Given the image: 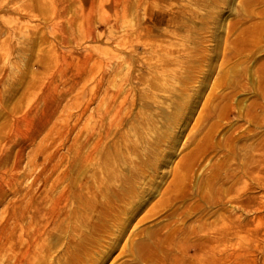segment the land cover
<instances>
[{
  "label": "bare ground",
  "instance_id": "6f19581e",
  "mask_svg": "<svg viewBox=\"0 0 264 264\" xmlns=\"http://www.w3.org/2000/svg\"><path fill=\"white\" fill-rule=\"evenodd\" d=\"M48 1L54 41L76 44L71 26L78 20L85 37L93 38L86 0ZM209 1L194 3L203 8ZM234 1L224 0L226 8ZM87 2L105 13V0ZM157 2L111 0V17L101 20L121 21L114 51L59 48V74L70 65L76 69L71 86L59 89L58 79L50 78L29 92L37 105L19 119L29 127L14 152L17 167L39 157L51 167L57 150L48 152L46 142H53L56 130L67 152L50 175L23 188L17 184L29 170L9 178L10 190L0 184V264H103L137 215L130 241L112 264H246L250 247L263 240L264 135L252 138L249 124L263 121L256 113L264 112V59L257 55L264 43V6L254 4L264 0H238L245 14L228 23V34L245 25L232 41H217L221 15L212 12L210 47L186 40L185 14L167 19L166 28H176L167 38L154 35L159 18L149 11ZM139 44L147 55H127ZM51 63L41 64L46 70ZM80 79L85 88H77ZM208 87L182 140L196 99ZM245 91L255 98L243 105L236 96ZM82 92L86 100L80 104ZM79 122L82 129L71 136ZM16 141L1 145L0 160ZM155 217L160 219L152 226H139Z\"/></svg>",
  "mask_w": 264,
  "mask_h": 264
},
{
  "label": "rangeland",
  "instance_id": "374dc122",
  "mask_svg": "<svg viewBox=\"0 0 264 264\" xmlns=\"http://www.w3.org/2000/svg\"><path fill=\"white\" fill-rule=\"evenodd\" d=\"M195 1L200 2L201 0H158L156 4L151 5L152 8L149 11V14L151 13L154 17L159 18L153 23L156 25L154 26L155 32L153 34L157 37L164 36L163 38H167L173 29L176 30L173 25L172 27L166 28L167 19L171 21L172 17L178 19L183 16L182 14H185V23L190 28V35L187 36L186 40L193 43H202L203 45L210 47L212 44V30H215V21L211 19V16L208 17L212 12L221 15V22L219 23L216 32L217 41L219 42L232 41L237 34V31L245 25H240L239 29L228 34V23L236 18L244 17L245 14L243 13L244 7L240 5L238 0L232 2L229 8H226L227 5H225L224 0H215L214 2L208 0L209 5H205L203 8L196 5L194 3ZM110 3L111 0H105V6L107 8H105L106 11L104 10V13L100 12L96 6L89 7L90 4H88L86 0L84 2V14L89 21L87 23L88 28L93 31V38L85 37L83 23L81 20H78L77 23H74L71 26L73 29V36L76 37L77 43L62 46L54 41L50 33V1L0 0V155L4 152L1 149L3 143L5 144L10 139L17 140L15 143H11L13 145L7 159L4 161L0 160V184L6 190H10L13 187L10 184H5L9 178L11 180L14 173L19 174L29 170L27 176H23L20 183L17 184L19 188H23L32 182L34 178H41L45 175H50L53 170H56L55 165L62 161L61 155L67 152V146L61 145L62 136L60 133L58 134V131L56 130L51 134L54 143L49 139L46 142L48 143V152L54 149L57 150L56 157H54L53 161L51 159V163L54 165L52 164L50 167V164H46V159H43L45 157H39V159L33 161L34 163L32 162L33 164L31 163L29 165L24 161L19 167H17L16 155L14 152L23 140L19 136L24 134L29 127L19 119L24 113H27L33 105H37L36 101L30 97L29 92H37L38 84L42 82V80L46 81L50 78H57L58 88L67 89L75 79L76 69L73 68L72 65H70L66 71L59 74L58 69L62 61L58 50L59 48L71 49L79 54L84 53L86 49L90 48L92 45L94 47L107 46L114 51V44L118 41V36L120 35L119 29L121 21L116 19L115 23L110 24L109 22L101 20L103 18L107 19L111 17L109 15ZM257 5L264 6V2L261 5L254 4V9L257 8ZM225 11L226 13L224 14ZM189 15H193V17L190 18ZM207 17L210 20L206 22ZM170 40L180 41L179 38L176 37H172ZM262 45L263 49L257 53L260 59H264V43ZM128 54L147 55L148 52L143 49L141 44H139L135 51L130 50L127 55ZM47 60H50L52 63L49 68L45 70L41 63ZM80 86L84 88L86 87V82L83 81V79H80L77 88ZM209 89V87L205 89L203 91V96L196 99L197 102L191 112V117L187 118V122L183 129L184 134L182 140H184L190 132L193 123L201 111L204 96L208 93ZM74 93L75 90H71L67 95L66 99L68 102H71V97L73 98ZM241 98H244V105L254 100L255 95L252 96L245 91V93L241 92L237 94L236 99L239 100ZM85 100L86 94L82 92L80 96V104H83ZM261 101L264 103V97L261 98ZM72 110H74L73 107ZM256 115L257 117L263 118V121L262 123L252 122L249 124L251 129L249 134L252 138L261 134L264 135V112L257 111ZM232 116L233 120L238 119L236 115L233 114ZM223 122L226 124L225 120H223ZM240 122L242 121H238V123ZM82 126L83 123H77L73 131L70 132V135L77 134L82 129ZM152 130H154L152 129V126L144 130L143 138L150 140V135L153 133ZM150 132L151 134L149 135ZM221 132H223V135L226 134V128ZM25 160H27V158ZM37 189L38 185L33 184L32 190L34 193ZM9 197H12V192L9 194ZM252 214L253 213L250 212L248 217L250 218ZM139 216L140 215H137L131 220L129 231L126 234V237L119 242V248L123 245L124 241H130L128 240V233L133 227H136L135 223ZM159 219L160 217L152 218L151 220L141 223L139 226H152ZM119 248L116 249L113 255L108 257L103 264H112ZM119 261H121V259L117 260L114 264H117ZM245 261L246 264H264V236L261 242L258 241L250 247V254L249 256H246Z\"/></svg>",
  "mask_w": 264,
  "mask_h": 264
}]
</instances>
